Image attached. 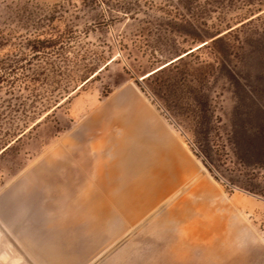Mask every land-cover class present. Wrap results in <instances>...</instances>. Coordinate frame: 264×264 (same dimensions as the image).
I'll return each instance as SVG.
<instances>
[{
	"label": "rangeland",
	"instance_id": "374dc122",
	"mask_svg": "<svg viewBox=\"0 0 264 264\" xmlns=\"http://www.w3.org/2000/svg\"><path fill=\"white\" fill-rule=\"evenodd\" d=\"M73 125L88 170L142 153L144 179L167 187L148 213L187 184L155 213L207 225L222 251L204 264H264V0H0L2 220L32 188L61 213L39 164Z\"/></svg>",
	"mask_w": 264,
	"mask_h": 264
},
{
	"label": "crops",
	"instance_id": "0c3cea01",
	"mask_svg": "<svg viewBox=\"0 0 264 264\" xmlns=\"http://www.w3.org/2000/svg\"><path fill=\"white\" fill-rule=\"evenodd\" d=\"M76 152L73 125L43 154L39 164L41 171L54 176L50 180L56 185L55 192L49 188L47 196L57 199L56 205L63 207L61 213L37 208L34 199L39 194L32 188L30 202H26L29 209L24 213L17 211L23 217L0 218L35 264L44 262L31 253L55 255L56 263L78 264L80 255L95 253L99 247L94 257L86 258L90 259L86 264H204L212 257L211 252L221 253L217 249L220 241L209 238L207 225L201 219L180 212H147L154 202L152 191L158 198L167 187L144 179L142 168L147 161L142 153L122 151L119 166L100 155L88 170L83 163L76 164ZM122 174L126 175L124 180ZM129 175L133 180L127 181ZM113 183L117 190L121 189L116 195L112 192ZM144 190L148 193L146 201ZM19 221L38 222V226L32 224L19 232ZM50 221L53 224L48 225ZM59 221L64 224L57 225ZM75 222L87 223L89 228L79 229Z\"/></svg>",
	"mask_w": 264,
	"mask_h": 264
},
{
	"label": "water",
	"instance_id": "95a60500",
	"mask_svg": "<svg viewBox=\"0 0 264 264\" xmlns=\"http://www.w3.org/2000/svg\"><path fill=\"white\" fill-rule=\"evenodd\" d=\"M186 186L187 184H185L179 191L184 189ZM179 191H177L170 198H168L153 213H155L158 209H160L170 199L175 197L179 193ZM146 219H148V217L145 218L143 221H145ZM0 264H34L32 260L26 255V253L19 247V245L12 239V237L8 234V232L4 229V227L1 224H0Z\"/></svg>",
	"mask_w": 264,
	"mask_h": 264
}]
</instances>
